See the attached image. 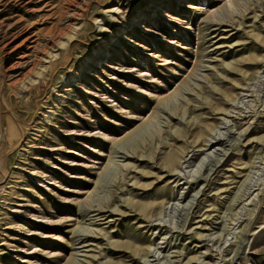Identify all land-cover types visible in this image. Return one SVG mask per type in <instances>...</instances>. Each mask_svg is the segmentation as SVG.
<instances>
[{
	"label": "rangeland",
	"instance_id": "374dc122",
	"mask_svg": "<svg viewBox=\"0 0 264 264\" xmlns=\"http://www.w3.org/2000/svg\"><path fill=\"white\" fill-rule=\"evenodd\" d=\"M0 264H264V0H0Z\"/></svg>",
	"mask_w": 264,
	"mask_h": 264
},
{
	"label": "bare ground",
	"instance_id": "6f19581e",
	"mask_svg": "<svg viewBox=\"0 0 264 264\" xmlns=\"http://www.w3.org/2000/svg\"><path fill=\"white\" fill-rule=\"evenodd\" d=\"M70 1V0H69ZM72 4V3H71ZM59 44V43H58ZM46 56H48V55H46ZM39 60V59H38ZM42 62V61H41ZM42 65V64H41ZM34 66V65H33ZM36 66H38V64L36 65ZM37 69V68H36ZM32 70V69H31ZM31 72V71H30ZM35 72V71H34ZM29 75V74H28ZM40 75V72L39 71H37L36 73H35V76H39ZM28 77V76H27ZM30 78V77H29ZM27 80V79H26ZM25 80V81H26ZM35 81V80H34ZM30 82V81H29ZM23 83V82H22ZM177 163H178V158H177V156L175 155V154H170V155H168V165H169V167H173L174 165H177ZM166 165V164H165ZM48 231H49V229H47ZM75 234H76V232L75 233H73L72 235H73V237L71 238V240H70V243L72 242V240H73V238L75 239ZM84 236H86V235H84ZM76 241V240H75ZM75 241H73L72 242V244L75 242ZM85 242H86V238H85V240H84ZM65 248L66 246L65 245H62V244H60V248ZM83 247H87L86 245L85 246H83ZM76 254V256H77V253H75Z\"/></svg>",
	"mask_w": 264,
	"mask_h": 264
}]
</instances>
